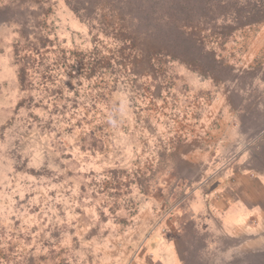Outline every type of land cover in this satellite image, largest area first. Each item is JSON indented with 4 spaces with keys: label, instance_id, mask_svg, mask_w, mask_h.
<instances>
[{
    "label": "rangeland",
    "instance_id": "obj_1",
    "mask_svg": "<svg viewBox=\"0 0 264 264\" xmlns=\"http://www.w3.org/2000/svg\"><path fill=\"white\" fill-rule=\"evenodd\" d=\"M237 1L189 15L212 53L194 69L125 35L132 0H0V264H133L189 190L180 174L237 168V131L264 126V14Z\"/></svg>",
    "mask_w": 264,
    "mask_h": 264
},
{
    "label": "crops",
    "instance_id": "obj_2",
    "mask_svg": "<svg viewBox=\"0 0 264 264\" xmlns=\"http://www.w3.org/2000/svg\"><path fill=\"white\" fill-rule=\"evenodd\" d=\"M251 123L237 131L243 143L238 166L225 177L208 176L204 166L197 176L179 175L189 190L177 194L181 200L163 216L159 238L143 247L133 264H230L236 254L248 256L249 247L263 252L264 227H257L264 218V126ZM235 131L227 140L229 151L236 145ZM256 230L261 233L248 234Z\"/></svg>",
    "mask_w": 264,
    "mask_h": 264
},
{
    "label": "trees",
    "instance_id": "obj_3",
    "mask_svg": "<svg viewBox=\"0 0 264 264\" xmlns=\"http://www.w3.org/2000/svg\"><path fill=\"white\" fill-rule=\"evenodd\" d=\"M249 1L254 5H252L251 9L247 11L248 13L254 12L256 10H262L264 14V0ZM125 3L127 4V0H125ZM137 3L139 10H136L137 7L135 8V0L129 2L127 4L128 7H118L125 13H130L132 27L128 26L125 28V35L127 37L134 36L135 40L142 38V46L145 41L151 39L155 41L154 49L159 48V42L164 41L166 43L167 49H170V51H168L169 53L167 54L172 59L180 61L188 65L190 68L195 69L197 66L205 67V69L206 67L208 68V63H210V61L206 60V56L210 57L212 53L205 51L206 47L203 46L201 39H198L196 36V31L200 32V29L198 28L199 23L202 25V22H198V25L194 26V24L189 22L191 19L189 15L192 13H195V15L198 14L199 18L203 22H209L206 20L209 18V15L215 10H220V12L222 9L226 10V6L228 3H230V0H177L174 4L167 1L166 5L164 4L163 0H137ZM236 3L238 4L240 1H237ZM161 8H163V12L168 15L167 20L163 21L162 16L161 19H159ZM74 9L77 13L80 11L86 12L88 20L91 21L90 9L92 8L89 7V5H86V7H80V9ZM244 12V9L239 10V12H234V14H237L235 19L237 21L235 23L236 25L241 24L240 21L246 15ZM114 14L115 13L112 15ZM157 15L159 17H157ZM178 17H181L182 19H178ZM138 30L142 33H140ZM210 30L212 33H214L213 31L215 28H210ZM142 57L145 58L149 64L152 62L154 63L156 59V52L151 53L147 50L145 52L144 50ZM211 62L212 64L218 63V61L215 60V56Z\"/></svg>",
    "mask_w": 264,
    "mask_h": 264
}]
</instances>
